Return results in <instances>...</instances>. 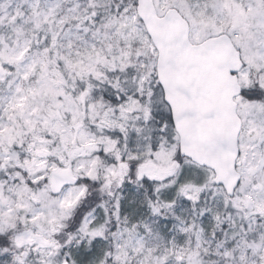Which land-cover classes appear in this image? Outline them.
<instances>
[{"label": "snow or ice", "instance_id": "1", "mask_svg": "<svg viewBox=\"0 0 264 264\" xmlns=\"http://www.w3.org/2000/svg\"><path fill=\"white\" fill-rule=\"evenodd\" d=\"M0 264H264V0H0Z\"/></svg>", "mask_w": 264, "mask_h": 264}]
</instances>
